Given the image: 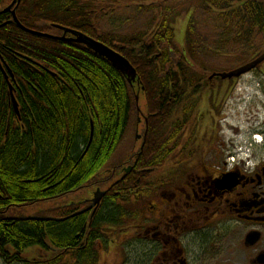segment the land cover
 Masks as SVG:
<instances>
[{"label":"trees","instance_id":"trees-1","mask_svg":"<svg viewBox=\"0 0 264 264\" xmlns=\"http://www.w3.org/2000/svg\"><path fill=\"white\" fill-rule=\"evenodd\" d=\"M11 1L0 0V7ZM112 2L23 0L17 15L31 29L37 28L33 21L42 19L58 32L64 29L69 36L84 33L108 45L137 71L132 83L79 36L53 40L4 26L9 31L2 28L0 15V55L6 54L15 80L24 87L16 94L19 119L8 106L9 89L0 70V259L6 264H96L99 241L106 245V234L114 236L115 230L121 231L137 217L147 177L174 159L175 129L165 131L157 121L161 115H181L195 80L185 67L179 70L183 55L178 62L172 59L176 47L172 16L163 13L159 4L141 7L134 14L139 25L119 35L99 24L106 12L112 15ZM205 5L200 3V7ZM124 10L121 8L120 17ZM146 15L151 16L150 21L145 20ZM245 18L248 45L264 27V5L248 6ZM190 32L188 45L193 41ZM8 49L24 53L46 70L14 66L16 58L6 53ZM168 67L172 70L164 75L161 86ZM141 95L144 103L136 101ZM142 103L149 114L145 145L129 173H123L125 166L112 160L135 130ZM118 176L126 177L109 189L106 178ZM104 187L108 192L98 208L71 217L83 211L94 193ZM58 200L62 202L47 216L58 221L9 216L13 209ZM90 232L94 233L88 248L95 257L84 250Z\"/></svg>","mask_w":264,"mask_h":264},{"label":"flooded vegetation","instance_id":"flooded-vegetation-1","mask_svg":"<svg viewBox=\"0 0 264 264\" xmlns=\"http://www.w3.org/2000/svg\"><path fill=\"white\" fill-rule=\"evenodd\" d=\"M121 1L113 0L112 2L114 7L112 16L117 21L120 18L126 20L132 17L134 19L137 9L155 7L159 4L163 8V13L167 12L168 16H172L170 26L171 30L172 28L174 30V32L171 31L174 33V39H176L177 28L188 23L184 44L180 51L185 58L180 67H185L188 70L197 66L200 69L198 60L201 55L210 54L214 60L227 59L231 57L233 53L231 48L237 41H240L241 46H245L246 40L242 39H246L247 35L246 8L264 5V0ZM201 2L206 5L200 7ZM121 8H125V10L122 17L118 18ZM239 14L242 16H238ZM109 16L110 12L108 11L103 15L100 23L104 18L107 21ZM197 16H209L210 23L217 22L218 31H215L216 27L212 24L209 33L201 31L194 33L199 29L198 22H195ZM96 17L94 21H97ZM150 18V15H146L145 20L150 21ZM161 18L164 16L162 15ZM232 18L237 21L238 18L242 19L238 23L231 24L228 21ZM226 23L227 27L224 28ZM53 28L49 25L44 27L45 30H48L46 34L57 40L63 37L66 40H73L79 36L83 41H86L87 38L96 41L84 33H73L69 36L68 32L61 33ZM263 29L264 27L260 28V35L264 34ZM189 30H191L190 34L193 39L199 41V37L203 36L208 41L206 43L192 41L188 45ZM211 39L214 40L212 43ZM205 45L209 47L206 49ZM170 50L171 53H174L172 49ZM207 50H209L208 53ZM255 56L251 59L253 60ZM250 60L247 59L230 70H217L215 73L231 72ZM257 69L251 73L258 71ZM211 75L207 77L209 88L202 96L203 99L206 96L208 99L212 98L211 109L213 112H217L216 110L221 112L224 106L221 104V100L225 91L228 92L233 85H238L243 77L222 80L220 77L210 78ZM197 82L196 88L193 87L188 97V107L190 108L192 103L195 104L197 97H200V86L205 81L197 79ZM189 112L190 110H187V113ZM199 113L200 111L197 114L201 116ZM199 119L201 121V118ZM215 122L216 118L214 117ZM214 137L215 130L213 129L209 134V140L205 139V141H209V147L212 146L210 141ZM183 145L176 147L173 154L174 159L167 160L164 165L149 174L146 186L140 196V201L144 203V211L141 214V224L135 228L139 239L145 245V256L148 263L264 264V164L260 162L252 170H249L250 166L247 167L244 162L232 166L224 156L219 158L215 149H201V147L198 148V151H201L200 154L197 152L188 157L186 146ZM180 156L181 158H179ZM130 157L124 163H127ZM113 181H109L108 185ZM90 206L91 203L85 209ZM93 233L90 232L87 235L84 247V250L89 253V257H95L94 250L88 248L91 243L89 239L92 238L93 241ZM111 236V234H106L105 238L108 241L106 245L99 241L96 264H101L103 254L106 253L108 247L111 249L113 244H117L119 247L116 241L111 242L113 240ZM120 248H122V243ZM215 257L216 259H214Z\"/></svg>","mask_w":264,"mask_h":264},{"label":"rangeland","instance_id":"rangeland-1","mask_svg":"<svg viewBox=\"0 0 264 264\" xmlns=\"http://www.w3.org/2000/svg\"><path fill=\"white\" fill-rule=\"evenodd\" d=\"M132 12L133 10L131 13ZM118 18H120V16ZM118 20L119 21L110 15L107 21L104 18L99 24L101 25V29L108 32L114 31L118 34L120 33L119 35H126L129 30H134L139 25V23L136 21L134 22V19L130 20V18L126 20L124 18H120ZM196 21L199 24V29L195 32L201 31L202 33H209V28L212 26V24H214L216 27L215 31H218L217 22L213 21V23H210L209 16H197L195 17V22ZM187 25L188 23H184L183 27H178L176 31L175 41L177 44L175 47V54H173L172 57V59H176V62H178L179 59L182 60L183 57L180 51H182L184 44L183 42L185 39ZM252 37L253 39L251 43L245 46H241L239 44L240 41H237V43L231 48L233 51L231 57L227 59L221 58L214 60L210 54L201 56L197 54L200 56L198 60L200 69L199 66H197L192 69L189 68V71L192 73L195 80V87L193 86L194 88H196V83H198L197 79L200 81L201 79H204L205 81L200 87V97H197L195 104L192 103L191 108L188 107L189 102L185 103L184 107L181 104V108L183 107L181 115L179 113H177V115H161V118H158L159 121H157V123H160L164 127L165 131L170 132L175 129L173 136L176 135L177 138L173 148L184 144L183 146H186L188 157H191L197 152L200 154L201 151H198V148L200 147L201 149H215L217 151L216 153L219 155V158L224 156L228 160V163L232 161L234 152L238 151L240 148H246L250 151L251 155V167L247 166L249 170H252L254 167L258 166L260 162L264 164V63L257 69L258 71L243 77L239 81L238 85H236V87L232 90V92L231 89L228 92L225 91L223 99L221 100V104L224 105L221 112L218 110H216L217 112H213L211 109L212 98L208 99L206 96L205 99H203L202 96L209 88L207 77L213 72L217 70H230L235 66L244 63L247 61V59L250 60L257 53H261L262 48H264V36L262 34H258ZM194 40L195 39H193V41ZM242 40L248 39L246 38ZM195 41H197V43H203L204 39L199 37V41ZM213 41V39L210 40L211 43ZM169 48H171V44ZM180 69L181 67H179V70ZM171 70L172 67H168L165 69V71H163L162 77L160 79V85H163L165 78L164 75L169 73ZM222 89L223 87L221 90ZM201 97L202 99H200ZM242 100L245 101L242 102ZM256 101L259 102L260 105H256ZM142 105L144 106V104ZM187 110H190V112L187 113ZM198 111H200L199 114L201 116L197 114ZM214 117L216 118L215 123ZM198 118H201V121L200 119L198 120ZM143 126L144 125L140 124L139 135H142L144 128ZM213 129L215 130V137L214 139H211L210 142L212 143V146L209 147V141H205V139L209 140V134ZM131 131L132 132L128 140L120 148L112 160V163H120L117 165L119 167L129 155L137 150L141 143V141L136 140L138 133L137 129L135 128V130L132 129ZM254 135H259L262 137L263 142L261 145L256 146V144L253 143ZM179 158H181V156ZM237 162L238 160L236 159V163ZM112 179H115V177L106 178L105 182L107 183ZM103 189L105 190L106 188ZM61 202V200H58L57 202L41 203L33 208L13 209L10 211L9 216H38L44 218L49 215L48 212L51 209L58 206L57 204ZM138 209H140L142 214L144 211L143 202H139ZM141 222L142 218L138 217L130 220L128 225L126 224V226H122V228L125 229H123L121 236L119 237L118 232L115 235V240H117V243H119V247L117 244H113L111 249L108 247L106 253L103 254L101 264H121L123 262H126L125 264H149L145 256V247L138 241L139 237H130L136 232V228L130 227H137L141 224ZM121 242H123L122 247L124 248H120ZM214 259H216V257ZM0 264L6 263L0 259Z\"/></svg>","mask_w":264,"mask_h":264},{"label":"water","instance_id":"water-1","mask_svg":"<svg viewBox=\"0 0 264 264\" xmlns=\"http://www.w3.org/2000/svg\"><path fill=\"white\" fill-rule=\"evenodd\" d=\"M60 40H64V37L60 38ZM83 42H86L99 55L105 57L108 61H110L112 63V65L118 71L123 73L128 78V80L131 83L136 81V79H137V71L129 63V61L127 59H125L122 55H120L119 53H117L113 49H111V48H109V47H107V46H105V45H103V44H101L99 42H96V41H94L92 39H89V38H87L86 41H83ZM263 62H264V52L258 58H256L255 60L249 62L248 64H246V65H244V66H242L240 68H237L236 70H233V71H231L229 73H224V74H218V75L215 74L214 76H219L223 80L233 79V78H240L241 76H243L245 74H248L252 70L256 69ZM214 76H212L211 78H213ZM142 98H143V96L142 97H138L137 96L136 97V101L138 103H140V99H142ZM13 100H14L15 109L18 112V107H17L16 101H15V98ZM142 101H143V103L145 102L144 99ZM147 111L148 110L145 107V105L144 106L141 105V107L138 108V121H137V127H136L138 133H137L136 140L137 141H141V143L138 146L137 150L134 153L131 154V155H133V157L129 158L130 161H131L130 166H129L128 169H127V166H126V168L124 169L123 173L124 172L129 173V171L132 169L131 166L136 164V162L138 161L139 156L141 155V153L143 151V148H144V145H145V138H146V134H147V130H148L149 114H148ZM140 124L144 125L143 126L144 128H143V131H142V135L141 134L139 135ZM125 177L126 176H121L119 178V176H118V178H116V180H114L115 184L118 183L119 181H121V179H125ZM112 186H113V183L108 188H110ZM106 192H107L106 189L105 190L104 189L103 190L98 189L94 193V197L92 198V200L89 202V203H91V206L88 209H85L84 211H81V212H78V213L72 215L71 217H75V216H78L80 214L86 213V212H88L90 210L98 208L100 206L103 198L106 196V194H107ZM71 217H69V218H71ZM27 219L28 220H53L51 218H41V217H38V216L27 217ZM53 221H58V220H53Z\"/></svg>","mask_w":264,"mask_h":264},{"label":"bare ground","instance_id":"bare-ground-1","mask_svg":"<svg viewBox=\"0 0 264 264\" xmlns=\"http://www.w3.org/2000/svg\"><path fill=\"white\" fill-rule=\"evenodd\" d=\"M22 1L23 0H12L7 6L0 7V15H2L1 20L3 22L2 28L9 30L8 27H4V26H14L17 29H19L20 31H23L24 33L31 35L33 37H38V38L44 37L47 39H53L54 40L55 37H51L48 34L43 33L41 31L42 28L44 29V27H46V25H47V23L44 20L37 19L38 21L37 20L33 21L34 23H36V26H37L36 29L28 28L27 26H25L21 22V20L18 18L17 10L21 7ZM37 18H40V17H37ZM61 30L63 32H65L64 29H61ZM55 40H57V39H55ZM64 40H66V39H64ZM6 53L11 54L12 56H14L16 58V62L14 63L15 64L14 66L20 67V66L24 65V66H27V67L33 68V69H37L39 67L42 69H45L44 66L36 64L30 57H28L27 55H25L22 52H17L16 50L8 49ZM11 66H13V65L11 64L9 59H7L6 54L4 53V55H0V70H1V73H2L4 80H5L4 83L9 89L8 106L11 107V109H13L15 115L20 119V106H19V103L16 99V94H17L18 88H19V91L21 94L24 87H23V84H21V83L19 84L15 80L14 71L11 68ZM15 85H17V86L15 87ZM14 98H15V101H16V104L18 107V112L14 106V100H13ZM256 140L260 141V144L262 143L261 136L257 137Z\"/></svg>","mask_w":264,"mask_h":264}]
</instances>
